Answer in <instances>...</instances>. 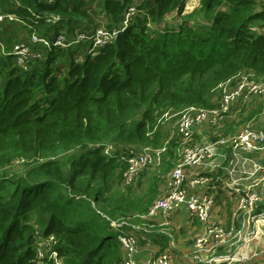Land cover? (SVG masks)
Returning a JSON list of instances; mask_svg holds the SVG:
<instances>
[{"label":"trees","instance_id":"16d2710c","mask_svg":"<svg viewBox=\"0 0 264 264\" xmlns=\"http://www.w3.org/2000/svg\"><path fill=\"white\" fill-rule=\"evenodd\" d=\"M135 4L0 0V264L124 262L119 236L133 234L121 229L130 227L126 223L112 222L137 220L155 203L139 194L142 181L133 186L152 165L125 183L130 150L166 147L162 170L169 179L180 136L165 146L161 117L219 108L238 79H264L263 0H201L177 28L166 19L183 13L185 0ZM131 8L136 13L127 28L100 48L91 50L92 41L53 46L61 35L72 41L119 29ZM196 17L202 21L195 23ZM34 34L52 47L34 43ZM17 44L37 53L26 70L14 54ZM229 121L219 129L223 136L231 134ZM17 160L27 163L25 171L9 170ZM51 237L39 258L40 240Z\"/></svg>","mask_w":264,"mask_h":264},{"label":"built area","instance_id":"2783aa9c","mask_svg":"<svg viewBox=\"0 0 264 264\" xmlns=\"http://www.w3.org/2000/svg\"><path fill=\"white\" fill-rule=\"evenodd\" d=\"M42 2L53 3L54 0H40ZM136 13L131 8L126 15L122 27L112 31L104 29L98 30L94 35H79L76 40H70L65 35L59 36L54 42V47L69 48L73 44L83 41H92V49L100 48L116 39L123 32L130 20L134 18ZM4 16L0 15V22ZM14 19V16H9ZM58 20L53 17L52 22ZM34 43L42 44L46 48L52 47V43L46 38H42L36 34L32 36ZM14 54L18 56V62L26 70L29 66L27 63L37 57L26 45L17 44L14 48ZM260 99L264 102V79L256 80L255 78H240L236 81L232 90L227 92L221 101V106L216 109H199L190 107L179 114L176 124L177 135L180 136L177 154V162L170 174L167 184V192L164 197L155 201L153 206L147 213V217L153 218L159 213L170 214L180 207L185 206L193 217L204 224L203 234L194 242L196 252L208 250V247L217 245H226L231 239L235 238L233 229L227 230L212 221V212L215 205V198L212 194L205 191L197 192L198 188L208 186L211 178L202 177L200 174H194L195 177L189 179L188 170L199 169L211 160L219 162L222 157H227L228 150H231L236 161H248L251 153H264V129H254L246 127L237 134H229L223 136L219 134L216 140H210L204 143L194 141L197 127L204 124H214L217 130L226 122L232 112L235 103L244 100ZM166 147L162 149H152L144 147L141 150L132 149L126 157L129 163V169L125 173V183L127 185L134 181L135 176L144 168L155 164L159 158V154L164 152ZM243 151L246 154H241ZM109 149L106 150V153ZM258 167L256 171L263 170ZM236 170H232L235 172ZM199 190V189H198ZM261 201V196L257 192L248 191L241 200V206L246 209H253ZM121 223L112 222V226L119 227ZM119 229V228H115ZM118 231V230H117ZM120 242L123 244L127 252V259L121 264H140L133 259V255L137 251L138 241L134 235L119 236ZM51 237L47 242L51 245L54 242ZM51 257L57 259L55 252L51 253ZM39 258H43L39 254ZM58 264H61L58 261ZM141 264H173L167 253L149 259Z\"/></svg>","mask_w":264,"mask_h":264},{"label":"crops","instance_id":"0c3cea01","mask_svg":"<svg viewBox=\"0 0 264 264\" xmlns=\"http://www.w3.org/2000/svg\"><path fill=\"white\" fill-rule=\"evenodd\" d=\"M251 103V100L236 102L230 113V120L239 106L242 108ZM257 105L258 111L250 110L247 113L239 114L240 119L237 121L244 123L237 122L238 124L229 125L231 134H237L246 127L264 129V107L262 102ZM250 113H254V115L248 120ZM206 126H209V129L204 127L201 130L208 129L207 131H211L213 136H218L221 133V131H217L214 124ZM198 131L200 133V129H197L196 136H198ZM175 132L177 134L176 130ZM241 154L246 153L241 151ZM164 155L165 151L161 152L151 168L162 164ZM246 155L249 156L248 161L238 162L232 151L228 150L227 157H222L219 162L208 160L203 167L188 172L190 179L195 177L194 174L211 178L208 186L198 188L199 190L196 191H205L214 196L212 221L227 230L233 229L235 238L226 245L214 244L208 247V250L198 253L194 249V242L203 234L204 224L193 217L185 206L170 214L159 213L153 218L146 216L149 210L146 209L139 214L140 217L136 218L137 220H125L120 224L121 226L126 223V226L130 227L121 229L127 230L135 237L138 235L137 241L141 245L151 247L149 250H138L133 255L134 261L140 264L144 263L149 259H154L160 250L175 245L173 248H168L169 250H164L173 264H264L262 255L259 256V252L264 251V240L258 238L259 234L262 235V228H264V208L257 211L258 206H264V169L256 171L258 167L264 168V153ZM233 169L236 171L232 172ZM161 179L159 176L155 177L149 191L139 193L146 195L151 200V205L167 192L168 179L163 181ZM249 190L257 192L261 196V201L251 210L241 206V200ZM158 195L160 196L156 198ZM150 204L148 208H150ZM191 239L193 240L190 242ZM125 254L127 259V252ZM179 258L181 259L179 260Z\"/></svg>","mask_w":264,"mask_h":264},{"label":"rangeland","instance_id":"374dc122","mask_svg":"<svg viewBox=\"0 0 264 264\" xmlns=\"http://www.w3.org/2000/svg\"><path fill=\"white\" fill-rule=\"evenodd\" d=\"M139 2H140V0H136V4L135 5L139 4ZM200 6H201V0H185V9H184V12L181 13V14H179L177 12L171 13L167 17V19H166L167 24L170 27L177 28L178 25H180L182 23L183 17L197 12V10L200 8ZM96 13H97V15H96L97 20H100L101 21L102 19H104L103 13H102V11L99 8L96 9ZM197 20L199 22L202 21V19L200 17L198 19L196 17L195 18V23L197 22ZM75 45L76 44H73L72 46H75ZM87 48H88V46L82 45L81 46L80 55H85L88 52V49ZM40 54H43V52L40 51ZM0 80H1L0 89H2L3 86H4V83H5V78L2 77V78H0ZM220 95L221 94H220V92L218 90L217 91H214L212 93L213 100L215 102H218ZM260 102H262L263 107H264V102L262 100L258 99V98L256 100L252 101V103L249 104L246 107H242L241 108L239 106L238 109L234 112V116L229 121V125L230 124L235 125L238 122L237 120L240 119L239 114L247 113L250 110L251 111H258V108H257L258 105L257 104H260ZM174 116H175V114H173V116H172L171 113H167V114H165L164 116L161 117L160 122H159V130L162 131V133L164 134V137H163L164 142H163V144L165 146H167L168 141H170L171 139L172 140H175L176 142H178L177 141V138L178 137H177V134H176L175 130H176V124H177V119H178L177 117L179 115H177L176 117H174ZM208 127L209 126H205V128H208ZM207 130L205 131V130H201L200 129V133L198 131V136L197 137H196V134L197 133L195 134L196 142H198V143H204V142H208L209 141L208 137L213 136V135H212V132L211 131H207ZM202 136H204V137L202 138ZM173 150L175 152V160H174V164H175L177 162L178 147H175ZM26 167H27V163H25V161H23V160H17L13 166H10L9 167V170H12V171H15V172H23V171H25ZM146 171L147 172L143 175V177L140 176V180L139 181H138V179L135 180L136 182H134L135 184L133 185V186L137 187L139 185V182L142 181V185L138 188L140 193H145V192L149 191V187H150V185L153 182V180H154L155 177H158L159 176V178H162L161 181H163L164 179L166 180V178H167V173H165V175L162 174L164 172L162 170V164H159L156 167L150 168V169H148ZM160 183H163V182H160ZM159 196L160 195H158L156 198H158ZM33 222L34 221H32V223ZM141 228H146V227H141ZM169 228H172V227H169ZM248 230H246L247 233H248ZM244 233H245V231H244ZM188 234H189V232H188ZM137 237H138V235H137ZM258 238L260 240H264V228H262V235L259 234V237ZM192 240L193 239H191L190 242ZM40 242L41 243H39L40 245H39V247L37 249L38 255L39 254H42L43 256H45L46 255V248L49 247L50 245H49V243L46 240H43V239H41ZM174 246L175 245L167 246L164 250H169L168 248H173ZM149 248H151V247H149ZM149 248L146 247L145 245H141L140 242H138L137 251L136 252H138V250H140V249H142V250H149ZM162 251L163 250H160V252H162ZM259 254H260L259 256L262 255L261 258L264 260V251L259 252ZM180 259L181 258H179V260Z\"/></svg>","mask_w":264,"mask_h":264}]
</instances>
